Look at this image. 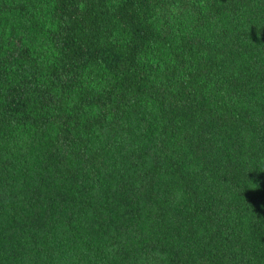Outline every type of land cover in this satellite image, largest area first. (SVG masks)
I'll use <instances>...</instances> for the list:
<instances>
[{
    "label": "trees",
    "instance_id": "1",
    "mask_svg": "<svg viewBox=\"0 0 264 264\" xmlns=\"http://www.w3.org/2000/svg\"><path fill=\"white\" fill-rule=\"evenodd\" d=\"M0 264H264V0H0Z\"/></svg>",
    "mask_w": 264,
    "mask_h": 264
}]
</instances>
